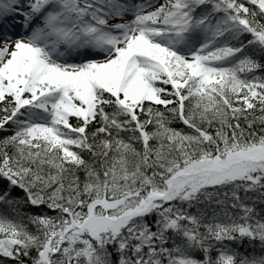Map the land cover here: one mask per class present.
<instances>
[{"label":"snow or ice","instance_id":"6c2138e0","mask_svg":"<svg viewBox=\"0 0 264 264\" xmlns=\"http://www.w3.org/2000/svg\"><path fill=\"white\" fill-rule=\"evenodd\" d=\"M0 264H264V0H0Z\"/></svg>","mask_w":264,"mask_h":264}]
</instances>
